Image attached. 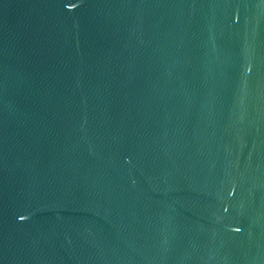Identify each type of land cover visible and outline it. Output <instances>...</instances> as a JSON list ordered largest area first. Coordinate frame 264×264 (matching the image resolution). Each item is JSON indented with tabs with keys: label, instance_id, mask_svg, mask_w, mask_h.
<instances>
[{
	"label": "water",
	"instance_id": "water-1",
	"mask_svg": "<svg viewBox=\"0 0 264 264\" xmlns=\"http://www.w3.org/2000/svg\"><path fill=\"white\" fill-rule=\"evenodd\" d=\"M0 264H264V0H0Z\"/></svg>",
	"mask_w": 264,
	"mask_h": 264
}]
</instances>
